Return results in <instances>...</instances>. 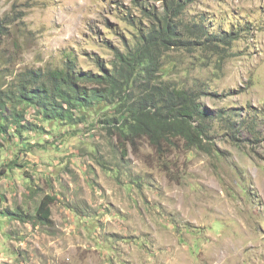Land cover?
Returning a JSON list of instances; mask_svg holds the SVG:
<instances>
[{
  "label": "rangeland",
  "instance_id": "1",
  "mask_svg": "<svg viewBox=\"0 0 264 264\" xmlns=\"http://www.w3.org/2000/svg\"><path fill=\"white\" fill-rule=\"evenodd\" d=\"M179 1L0 0V89L69 57L81 73L110 72L167 15L177 40L150 48L153 79L198 92L209 114L202 145L157 150L103 127L106 113L72 125L28 108L44 130L0 135V264H264V0ZM207 33L229 43L207 45ZM45 196L50 224L35 218Z\"/></svg>",
  "mask_w": 264,
  "mask_h": 264
},
{
  "label": "trees",
  "instance_id": "2",
  "mask_svg": "<svg viewBox=\"0 0 264 264\" xmlns=\"http://www.w3.org/2000/svg\"><path fill=\"white\" fill-rule=\"evenodd\" d=\"M168 3L167 10L181 11L184 8L179 0H168ZM157 20L148 33H142L134 49L126 54H117V61L110 72L81 73L69 57L61 68L46 72L26 70L17 91L0 89V135L8 132L9 125L14 127L13 134L22 139L26 131L44 130L26 121V111L33 106L36 115L45 121L72 125L85 121L91 113H106L105 116L100 115L99 123L133 145L139 139L146 138L159 150L176 137L184 139L188 145H202L201 136L206 135L205 119L209 114L198 103L199 93L153 79V71L158 66L150 48L157 42L162 44L177 40L174 37L175 26L170 24L172 19L165 15ZM129 24L135 26L134 22L130 21ZM195 34L202 38L200 30L192 31V35ZM2 37L0 27V41ZM210 37L228 42L223 37L207 33L204 43L207 41L206 44L210 46L215 45ZM139 69L143 70L146 79L145 92L141 99L132 101L127 87L130 80L136 78ZM10 104L12 108L8 117L5 113ZM110 109L113 115L108 113ZM75 110H80L82 114L77 117ZM194 121L198 125L193 124ZM23 148H27L26 144ZM53 200L51 196L41 200L35 212L39 222L51 223ZM4 213L9 215L6 211ZM13 215L23 218L20 213Z\"/></svg>",
  "mask_w": 264,
  "mask_h": 264
}]
</instances>
